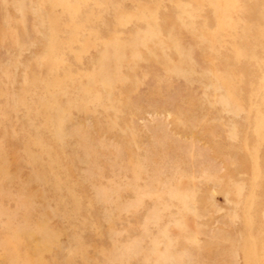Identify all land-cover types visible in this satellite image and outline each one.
I'll return each mask as SVG.
<instances>
[{
  "label": "rangeland",
  "instance_id": "374dc122",
  "mask_svg": "<svg viewBox=\"0 0 264 264\" xmlns=\"http://www.w3.org/2000/svg\"><path fill=\"white\" fill-rule=\"evenodd\" d=\"M0 264H264V0H0Z\"/></svg>",
  "mask_w": 264,
  "mask_h": 264
}]
</instances>
